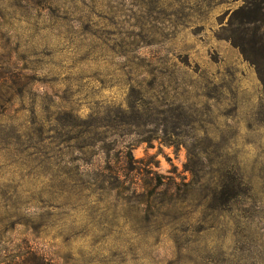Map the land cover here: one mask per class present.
Masks as SVG:
<instances>
[{
	"label": "rangeland",
	"instance_id": "374dc122",
	"mask_svg": "<svg viewBox=\"0 0 264 264\" xmlns=\"http://www.w3.org/2000/svg\"><path fill=\"white\" fill-rule=\"evenodd\" d=\"M244 1L0 0V264H264Z\"/></svg>",
	"mask_w": 264,
	"mask_h": 264
},
{
	"label": "trees",
	"instance_id": "16d2710c",
	"mask_svg": "<svg viewBox=\"0 0 264 264\" xmlns=\"http://www.w3.org/2000/svg\"><path fill=\"white\" fill-rule=\"evenodd\" d=\"M223 27L226 37L255 65L264 81V0H245ZM36 257L28 264H47L39 260L38 254Z\"/></svg>",
	"mask_w": 264,
	"mask_h": 264
}]
</instances>
